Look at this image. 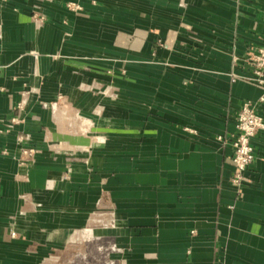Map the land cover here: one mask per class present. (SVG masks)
Returning <instances> with one entry per match:
<instances>
[{
    "label": "crops",
    "instance_id": "crops-1",
    "mask_svg": "<svg viewBox=\"0 0 264 264\" xmlns=\"http://www.w3.org/2000/svg\"><path fill=\"white\" fill-rule=\"evenodd\" d=\"M263 38L264 0H0V264H264Z\"/></svg>",
    "mask_w": 264,
    "mask_h": 264
},
{
    "label": "built area",
    "instance_id": "built-area-1",
    "mask_svg": "<svg viewBox=\"0 0 264 264\" xmlns=\"http://www.w3.org/2000/svg\"><path fill=\"white\" fill-rule=\"evenodd\" d=\"M70 6L77 7L73 3H70ZM247 62L253 67L250 78L264 86V38L263 44L257 51L249 54ZM261 100H264V97ZM236 129L237 133L232 138L234 164L232 183L241 191L253 181L250 170L255 158L253 138L259 131L264 130V118L257 112L255 104L251 101H245L242 104L236 117ZM33 151L34 149L28 148L23 152L32 153Z\"/></svg>",
    "mask_w": 264,
    "mask_h": 264
}]
</instances>
